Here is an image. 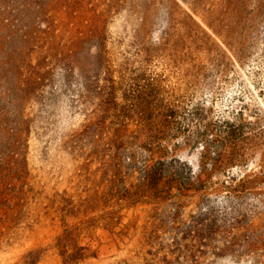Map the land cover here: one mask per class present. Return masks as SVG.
<instances>
[{
  "label": "rangeland",
  "instance_id": "obj_1",
  "mask_svg": "<svg viewBox=\"0 0 264 264\" xmlns=\"http://www.w3.org/2000/svg\"><path fill=\"white\" fill-rule=\"evenodd\" d=\"M227 120L252 138L247 160L214 170L200 135ZM12 121L0 264H264V0H0ZM119 155L137 168L117 176ZM171 158L202 187L118 196L142 188L145 160ZM251 169L255 194L232 195L227 170ZM252 234L258 249L239 247Z\"/></svg>",
  "mask_w": 264,
  "mask_h": 264
},
{
  "label": "trees",
  "instance_id": "obj_2",
  "mask_svg": "<svg viewBox=\"0 0 264 264\" xmlns=\"http://www.w3.org/2000/svg\"><path fill=\"white\" fill-rule=\"evenodd\" d=\"M239 112L237 116H240ZM222 124H225L228 128L227 134H201L200 139L205 142L206 146L203 147L205 155L208 161L212 162L213 169L218 170L222 167V160L225 161L226 165H229L228 168H231V165H236L239 167L240 163H244L247 160L246 157V148L249 145V140L251 137L248 134H244L245 125L236 126L233 122L224 121ZM20 124L17 121L12 122H0V142L11 140L15 134L20 132ZM252 139V138H251ZM211 154H214L211 157ZM130 163H125L124 155L115 156L113 159V165L117 170V176L121 175L122 170L133 167L136 169L138 160L135 155L128 156ZM186 164L180 159L171 158L169 160H159L152 166L149 164V160L143 162V168L145 171L144 180L142 188L136 194H131L130 192L118 194L122 199L132 201L135 197L143 199L144 197L148 199H158L163 195L171 196L172 189H177L182 195L192 189H200L202 187V182L200 178H197L196 182H191L190 178H185L184 175L180 172L178 166H185ZM239 173H230V170H227L228 178L232 183L229 189V192L238 197L242 198L246 194H255L254 189H256V184L258 183V176L255 173L251 172ZM168 179L169 187L167 189H161L160 182L164 179ZM197 183V184H196ZM242 236V234L240 235ZM250 238V237H248ZM262 236L252 234L250 240H245L239 247L242 249H258L259 244H262ZM202 243V240H199ZM62 245V244H61ZM65 247V245H62ZM191 257V256H190ZM72 259V256L68 257V260Z\"/></svg>",
  "mask_w": 264,
  "mask_h": 264
}]
</instances>
